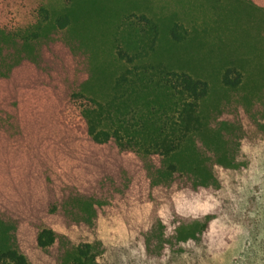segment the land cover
Masks as SVG:
<instances>
[{
	"label": "trees",
	"instance_id": "obj_1",
	"mask_svg": "<svg viewBox=\"0 0 264 264\" xmlns=\"http://www.w3.org/2000/svg\"><path fill=\"white\" fill-rule=\"evenodd\" d=\"M157 1L0 14V264H110V224L157 204L196 214L133 230L143 257L227 241L219 173L264 121V0Z\"/></svg>",
	"mask_w": 264,
	"mask_h": 264
},
{
	"label": "rangeland",
	"instance_id": "obj_2",
	"mask_svg": "<svg viewBox=\"0 0 264 264\" xmlns=\"http://www.w3.org/2000/svg\"><path fill=\"white\" fill-rule=\"evenodd\" d=\"M65 1L0 0V14L24 24L31 21L29 14L34 13L39 7L48 10L58 9ZM161 2L169 1L158 0L156 4ZM259 124H253L250 120L241 122L234 160L237 167L219 173V179L224 182L225 187L220 193L223 208L218 217L216 230L218 234L227 237L223 245H219L220 247L213 250V253H208L204 248L203 236L198 235L194 241L179 242L180 247L171 249L162 257H143L137 252V247L130 243L129 235L133 230L139 227L146 228V220L152 221L156 217L163 221L168 220L173 228H177L189 222L186 219L192 220L196 214L192 203L185 211L174 210L173 213H166L165 206L157 204L154 213H140L131 216L132 222L117 221L113 225L110 224L114 227L116 237L109 246L112 258L109 263L264 264V121Z\"/></svg>",
	"mask_w": 264,
	"mask_h": 264
}]
</instances>
